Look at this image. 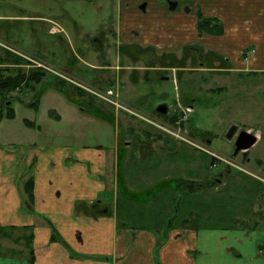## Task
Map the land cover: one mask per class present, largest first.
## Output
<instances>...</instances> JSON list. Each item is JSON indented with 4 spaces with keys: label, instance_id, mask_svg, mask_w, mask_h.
Instances as JSON below:
<instances>
[{
    "label": "rangeland",
    "instance_id": "rangeland-1",
    "mask_svg": "<svg viewBox=\"0 0 264 264\" xmlns=\"http://www.w3.org/2000/svg\"><path fill=\"white\" fill-rule=\"evenodd\" d=\"M29 7L44 16H60L56 19L64 30L49 21V33L54 36L41 34L36 28L40 23L31 22V37L26 31L25 45L20 47L29 53L0 41L4 51L0 64L9 61L13 75H42L38 84L26 78L19 96L29 104L15 101L13 118L0 101L1 145L29 142L57 149L102 146L107 151L118 146V164L121 161V172H126L128 186L135 192L128 190L129 201L118 197V214L122 218L128 215L134 220L132 224L161 220L163 226L166 222L162 218L172 214V228L196 227L194 214L200 212L217 217L210 218L213 222L208 224H222L235 217L241 226L258 224L264 230L263 196L259 191V197L253 198L249 192V188L257 191L264 187V72H243L235 62L198 46H181L174 55L157 58L129 42L126 45L122 40L118 45L114 27L119 24L121 35L123 27L118 23L119 15L107 9V65L113 70L107 68L106 87V72L91 66L99 63L76 59L74 51L79 53L80 48L64 36L66 31H75L72 17L79 19L85 11V17L92 18L90 6L68 0H31ZM95 23L88 20L90 32ZM127 40L133 41L134 34ZM109 79L114 81L111 89ZM94 93L108 96L100 98ZM7 95L3 100H8ZM28 121L41 126L42 132L33 126L31 131ZM232 126L238 131L228 139ZM242 131L257 136L258 143L235 156V141ZM115 167L113 164L112 171L108 169L106 181ZM117 175V184L125 186ZM112 177L115 181L114 174ZM114 181L109 185V199L115 196ZM242 188L247 191L242 192ZM136 192L148 196L145 203L135 201L140 199ZM111 199L107 207L114 212L116 205ZM102 209L104 206L96 205L95 213H102ZM217 219L220 221L214 222ZM0 239L4 254L13 247L20 254L31 245L29 233L8 227H0ZM15 240L17 245L11 246Z\"/></svg>",
    "mask_w": 264,
    "mask_h": 264
},
{
    "label": "crops",
    "instance_id": "crops-1",
    "mask_svg": "<svg viewBox=\"0 0 264 264\" xmlns=\"http://www.w3.org/2000/svg\"><path fill=\"white\" fill-rule=\"evenodd\" d=\"M68 1L78 5L86 2L90 6L93 15L89 19L96 22L92 26L94 31L90 32L84 11L79 19L72 17L75 31L65 30L64 36L83 51L82 54L74 51L76 59L99 63L91 66L106 72V87L107 68L113 70V66L107 65V9L119 15L118 23L123 27L122 35L119 24L114 27L119 35L118 45L123 40V44L129 42L137 50L151 51L157 58L174 55L181 46H198L209 54L235 62L243 72H264V0ZM30 3L31 0L29 3L27 0H0L1 42L24 49L20 47L25 45L26 31L31 37V22L40 23L35 27L41 34L51 35L49 21L64 30L56 19L58 15H41L40 11L29 7ZM200 13L206 18L218 19L223 35L201 36ZM133 34L134 40H127ZM2 51L0 49V57ZM9 66H12L9 61L0 64V67ZM109 83L111 89L114 81L109 79ZM20 92L22 90L10 92L7 101L0 93V101L10 113V119L15 101L24 106L29 104L25 97L19 96ZM15 95L18 97L14 98ZM26 125L30 130L33 126L42 132L41 126L36 127L30 121ZM97 147L57 149L29 142L7 147L0 144V227L19 230L24 235L29 233L31 239V245L22 248L24 251L20 254L16 247L4 254L0 239V264H264V230L258 224L241 226L235 217L222 224H208L210 218L217 217L209 218L200 212L194 214L197 215L196 227L188 225L183 229L172 228V214L162 218L166 222L163 226H160L161 220L136 225L128 215H125L127 220L122 218L118 214V197L129 201V193L134 191L128 186L126 172H121L124 169H121V161L118 164V146L110 151ZM113 164L116 165L115 181L113 174L106 181L105 175L108 169L112 171ZM117 174L125 186L117 184ZM31 178L32 199L25 191V184ZM113 181L116 182L115 196L110 199L115 202V213L107 207L111 202L107 197L111 196L109 185H113ZM249 189L253 198L259 197L260 191L264 202V187L257 191L254 187ZM144 192H136L140 198L135 200L137 203L146 202L148 196ZM96 205L104 206L102 213H95ZM147 214L148 218H153ZM120 219L125 221L120 222ZM15 245L16 240L11 246Z\"/></svg>",
    "mask_w": 264,
    "mask_h": 264
},
{
    "label": "trees",
    "instance_id": "trees-1",
    "mask_svg": "<svg viewBox=\"0 0 264 264\" xmlns=\"http://www.w3.org/2000/svg\"><path fill=\"white\" fill-rule=\"evenodd\" d=\"M199 34L202 36L204 34L221 36L223 35V26L216 18H206L201 13L199 14ZM28 76L26 73H18L16 75L12 74V71L9 68L0 69V93L7 95L13 91H21V87L25 84L26 78ZM41 73L32 74L28 81H33L35 83H40L42 80ZM33 88V87H32ZM3 116V112L0 111V118ZM10 116V113H9ZM33 179L31 178L25 184V191L29 195V198L33 197ZM191 187V186H190Z\"/></svg>",
    "mask_w": 264,
    "mask_h": 264
},
{
    "label": "water",
    "instance_id": "water-1",
    "mask_svg": "<svg viewBox=\"0 0 264 264\" xmlns=\"http://www.w3.org/2000/svg\"><path fill=\"white\" fill-rule=\"evenodd\" d=\"M163 111V110H161ZM238 131L236 126H232L227 134L228 139H233ZM258 142V137L253 135L250 132L242 131L238 135L235 141V153L234 155L237 156L241 152H248L251 148H253Z\"/></svg>",
    "mask_w": 264,
    "mask_h": 264
},
{
    "label": "built area",
    "instance_id": "built-area-1",
    "mask_svg": "<svg viewBox=\"0 0 264 264\" xmlns=\"http://www.w3.org/2000/svg\"><path fill=\"white\" fill-rule=\"evenodd\" d=\"M108 93H109V95L112 94V92H108ZM94 94H95L96 96L100 97V98L103 96L105 99H107V96H108L107 94H102V95L99 94V93H94ZM109 98H110V97H109ZM262 181L264 182V178H262Z\"/></svg>",
    "mask_w": 264,
    "mask_h": 264
}]
</instances>
